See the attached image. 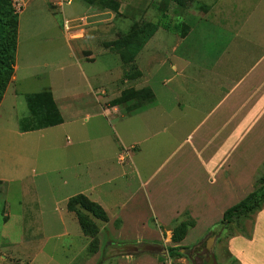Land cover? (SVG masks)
Instances as JSON below:
<instances>
[{
  "label": "crops",
  "instance_id": "1",
  "mask_svg": "<svg viewBox=\"0 0 264 264\" xmlns=\"http://www.w3.org/2000/svg\"><path fill=\"white\" fill-rule=\"evenodd\" d=\"M49 8L51 0H26L18 14L14 73L0 100V193L9 203L4 224L11 203L17 214L12 216L27 226L30 213L20 217L25 206L45 210L63 201L60 218L67 230L69 221L74 225L77 219L66 203L83 194L103 208L106 226L120 239L152 235L155 243L163 231L172 234L174 220L184 211L195 225L181 242L212 229L227 208L254 189L264 162V0H120L117 10L71 0L61 14L62 35L74 42L64 33V15L87 17L85 38L75 41L86 61L97 52L119 58L110 47L98 45L127 33L133 23L159 24L135 57L141 75L123 78L121 60L118 71H106L94 84L81 65L73 79L61 73L49 92L62 122L21 131L20 119L30 117L24 95L32 92L19 81L33 73L24 70L18 78L17 48L23 37L57 25ZM29 10L31 15L24 16ZM170 20L171 26L185 24V31L165 29L162 23ZM55 49L64 57L65 48L58 45L44 56L61 57ZM56 65L51 64L62 68ZM144 86L153 91V102L106 118L102 107L110 100L126 88ZM121 149L129 151L123 163L117 160ZM43 224L51 226L46 219ZM253 231L254 238L233 253L239 264H264V248H253L255 226ZM79 232L83 249L89 239ZM118 264L169 263L154 256H126Z\"/></svg>",
  "mask_w": 264,
  "mask_h": 264
},
{
  "label": "rangeland",
  "instance_id": "2",
  "mask_svg": "<svg viewBox=\"0 0 264 264\" xmlns=\"http://www.w3.org/2000/svg\"><path fill=\"white\" fill-rule=\"evenodd\" d=\"M116 1L119 3L120 0ZM182 3L184 4V2ZM37 9L41 10L43 6H39ZM50 9L51 8H49V10ZM45 11L48 13L46 6H44V12ZM31 12L32 10H29L24 16L28 14L31 15ZM44 12H42V17ZM120 15H122V13ZM51 17L57 24L56 26H51L48 31L43 33H34L31 37H21L22 42L17 48V61L19 64L17 75L20 79L24 76V70L33 73V76H24L25 79L19 81L21 87L26 86L23 90L29 92L49 91L51 85L55 86L57 85L56 83L61 81V73L62 75L69 74L68 78L73 79L75 75L74 72H76L75 69H77L79 65L84 69L88 81L92 84L96 82V78L103 77L106 71H118L121 62L116 55L115 57H109L108 54L94 52V59L92 61H86L82 55L77 52L76 42L68 43L65 36L62 35L61 14L59 12H53ZM170 21L169 25H172V20ZM36 28L40 29L39 21H36ZM182 29L183 28H181V30ZM55 45L59 47L64 46V57L60 49H55L54 51H56L57 55L61 54V57L56 56L55 59L52 57H45L43 52L48 48L53 49ZM98 46L100 48L103 46L107 47L103 42L99 43ZM84 51L86 55L88 50L85 49ZM46 54H49V50L46 51ZM39 58L41 59L38 61ZM37 61L41 64L40 67H38ZM55 61L57 64L56 66L61 65L62 68L57 69L52 67L51 64ZM31 63L34 67L31 66ZM71 82L75 84L77 80L75 79ZM17 86L19 85L17 84ZM107 104H110V102ZM118 107L120 112H124V105ZM112 117L113 115L107 116L106 118L111 120ZM109 133L114 136L112 131ZM32 137L36 138L37 135H33ZM67 140H70V138H67ZM123 152L124 149H121L118 153V157ZM118 162L123 163L120 161ZM34 167L37 173L40 172L38 166ZM52 176L56 177L57 174L53 173ZM38 179L39 178H36L35 181ZM61 196L62 195H59L58 197ZM15 204L11 203L10 218L4 224V216L8 215L7 208L9 207V203L5 201V197L0 193V264H118L120 258L124 259L126 256H129V258L152 256L146 252H153L158 255L159 251H157V247L161 245L169 247L177 244L171 241V233L169 235V232L166 234L164 231L162 238L160 240H155L154 244L141 243L145 239L139 241L135 240V242H138L137 245L132 244L134 240H124L116 237V235L111 232L110 227L106 226V222L90 216L98 227L96 241L90 246V241L92 240L87 236L89 243L81 249L82 245L85 243L82 242V239H80L77 234H80L79 231H81L77 223L78 221L75 222L74 225L69 221L67 230L63 229L60 218L65 212L63 201L56 204L50 203L45 210H33L25 206L20 217L23 218L24 214L26 216L28 212L30 213V219H26L29 222L27 226L22 223L20 218L18 219L12 216H17L14 211ZM259 212L254 214L251 220L242 223H234L230 229L222 231L217 239L208 240L210 237H213L208 230L200 236L189 238L180 244L178 243L186 247L185 249H181L183 255L169 257L167 253H165L162 256L155 257H164L163 259L160 258V260L168 262L169 264H239L233 253L237 251L236 248L238 249L242 247V245L246 246L247 239L252 240L254 238V226L257 246L253 248H258L259 250L264 248V212L262 214H259ZM45 219L46 222L51 225L50 227L44 226L43 222ZM244 224L249 233V238L241 235ZM114 225L116 227L118 226L116 223H114ZM146 237L150 241L156 239L152 235H147ZM207 240L214 250L211 254L204 255L206 252L204 242ZM193 244L203 245V248L198 254H195L194 258L191 257L193 247L189 248L190 245ZM232 247L234 250L231 249ZM141 252L143 253L141 254ZM261 252L264 254V251ZM123 253L138 255H126Z\"/></svg>",
  "mask_w": 264,
  "mask_h": 264
},
{
  "label": "trees",
  "instance_id": "3",
  "mask_svg": "<svg viewBox=\"0 0 264 264\" xmlns=\"http://www.w3.org/2000/svg\"><path fill=\"white\" fill-rule=\"evenodd\" d=\"M89 3H94L99 7H109L113 10L118 9L119 3L115 0H87ZM179 4H183L184 0H178ZM165 29L182 32L185 31L186 25H173L162 23ZM159 24L150 21H141L133 23L127 33L121 35L115 40L106 42L105 45L115 51L124 65L123 78L133 80L140 77L141 73L137 69L135 57L141 50L143 45L152 37L158 29ZM17 29H18V14L14 13L11 0H0V100L11 81L14 73L15 54L17 46ZM26 106L30 117L20 119V130L29 131L41 129L48 126L57 125L62 122V117L58 107L49 91L32 92L24 95ZM155 99L154 93L148 86L139 89L129 87L120 92V94L110 100V105H124V113L132 112L146 104L153 102ZM68 211L74 213L80 229L85 236L91 238L90 246L96 241L98 227L90 216H93L100 221L107 222L108 217L103 208L96 202L90 200L83 194L71 196L67 203ZM264 208V162L256 171L254 177V189L249 192L243 199L234 205L227 208L222 218L209 230L211 235H216L222 231L230 229L234 223H242L251 220L252 216ZM118 224V221L115 222ZM150 224L153 220L150 219ZM171 234V241L177 245L166 247L169 257L183 255L181 249L186 247L179 245L186 236L188 230L195 225V220L190 217L187 211H184L179 218L174 220ZM214 229V230H213ZM241 235L249 238V233L244 224ZM131 242V241H125ZM141 243L154 244L150 240H143ZM132 244H138L135 242ZM195 254L203 248V245H190L189 248ZM146 252V251H143ZM141 252V254L143 253ZM149 255H157L153 252H146ZM126 255H134L131 253H123ZM138 254L134 255L137 256ZM162 258V257H160ZM164 258V257H163ZM162 258V259H163Z\"/></svg>",
  "mask_w": 264,
  "mask_h": 264
},
{
  "label": "built area",
  "instance_id": "4",
  "mask_svg": "<svg viewBox=\"0 0 264 264\" xmlns=\"http://www.w3.org/2000/svg\"><path fill=\"white\" fill-rule=\"evenodd\" d=\"M71 2V0H51V8L54 12L64 13V8ZM11 6L14 13L19 14L26 6V0H11ZM63 30L69 41H77L85 38L87 32V17H66L63 16ZM105 116H111L119 113V107L115 105L106 104L102 107ZM129 151L124 149V152L117 156L118 161L123 162Z\"/></svg>",
  "mask_w": 264,
  "mask_h": 264
},
{
  "label": "water",
  "instance_id": "5",
  "mask_svg": "<svg viewBox=\"0 0 264 264\" xmlns=\"http://www.w3.org/2000/svg\"><path fill=\"white\" fill-rule=\"evenodd\" d=\"M213 237H210L208 240H212V239H217L220 236V233H217L216 235H212ZM208 240L204 242V247L206 252L204 253V255L207 254H211L213 252V247L209 245ZM157 251H159V255H164L165 253H167L166 247H157Z\"/></svg>",
  "mask_w": 264,
  "mask_h": 264
},
{
  "label": "flooded vegetation",
  "instance_id": "6",
  "mask_svg": "<svg viewBox=\"0 0 264 264\" xmlns=\"http://www.w3.org/2000/svg\"><path fill=\"white\" fill-rule=\"evenodd\" d=\"M191 257L192 258H194L195 257V253L192 251V255H191Z\"/></svg>",
  "mask_w": 264,
  "mask_h": 264
}]
</instances>
